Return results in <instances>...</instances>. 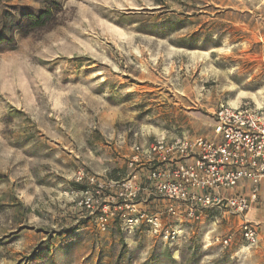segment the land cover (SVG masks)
Listing matches in <instances>:
<instances>
[{"label": "rangeland", "instance_id": "374dc122", "mask_svg": "<svg viewBox=\"0 0 264 264\" xmlns=\"http://www.w3.org/2000/svg\"><path fill=\"white\" fill-rule=\"evenodd\" d=\"M221 105L264 106V0H0V264H264L252 203L151 177L152 143L221 141Z\"/></svg>", "mask_w": 264, "mask_h": 264}, {"label": "built area", "instance_id": "2783aa9c", "mask_svg": "<svg viewBox=\"0 0 264 264\" xmlns=\"http://www.w3.org/2000/svg\"><path fill=\"white\" fill-rule=\"evenodd\" d=\"M214 115L216 130L222 137L218 143L204 139H200L198 144L180 139L171 143L163 140L152 143L145 152L158 154L162 158L160 165L165 164L164 168L155 169L151 177L157 181L156 188L174 201L208 205L225 198L228 206L243 214L257 199L258 186L264 180V106L254 112L247 106L221 105ZM178 153L184 157L192 156L194 161L177 162L173 170V159ZM210 171L213 172L212 180L206 176ZM243 180L254 185L250 198L236 193L216 198L201 191L209 187L234 189ZM170 211L177 213L174 207ZM187 216L194 218V211L190 209ZM154 224L158 225V222L154 221ZM242 232L246 244L254 245L259 241V229L253 221L245 218ZM229 241L230 238L225 239L226 243Z\"/></svg>", "mask_w": 264, "mask_h": 264}, {"label": "crops", "instance_id": "0c3cea01", "mask_svg": "<svg viewBox=\"0 0 264 264\" xmlns=\"http://www.w3.org/2000/svg\"><path fill=\"white\" fill-rule=\"evenodd\" d=\"M244 185H241L235 189V192H241ZM254 185L249 182V187L247 188V196H251ZM251 221H255L259 228V246L264 249V180H262L258 186V196L255 201L252 202L250 211L248 212Z\"/></svg>", "mask_w": 264, "mask_h": 264}, {"label": "trees", "instance_id": "16d2710c", "mask_svg": "<svg viewBox=\"0 0 264 264\" xmlns=\"http://www.w3.org/2000/svg\"><path fill=\"white\" fill-rule=\"evenodd\" d=\"M42 18H43L42 14H33V19L31 20V22H34V24H39ZM18 24L21 23L19 22Z\"/></svg>", "mask_w": 264, "mask_h": 264}]
</instances>
